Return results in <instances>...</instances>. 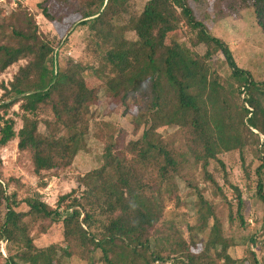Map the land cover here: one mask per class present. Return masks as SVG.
I'll return each instance as SVG.
<instances>
[{"label":"trees","instance_id":"obj_1","mask_svg":"<svg viewBox=\"0 0 264 264\" xmlns=\"http://www.w3.org/2000/svg\"><path fill=\"white\" fill-rule=\"evenodd\" d=\"M64 1L77 21L62 39L39 38L34 19L20 8L0 25L8 40L0 45V73L27 60L7 86L1 85L0 150L17 140L18 152L29 155L43 182L45 175L70 170L88 155L89 141L100 142L98 134L110 140L100 142L97 167L77 179L80 196L63 195L54 208L36 192L20 200L11 187L19 182L6 181L0 166V242H6L8 253L0 254L2 263L66 264L77 248L84 264H264L252 248L245 258H232L236 244L227 237L220 210H226L229 231L235 223V229H247L242 193L229 182L220 159L238 153L249 190L252 160L257 162L253 189L264 224V78L239 68L229 46L202 21L209 9L218 17L250 9L264 34V0H147L139 13L131 0ZM46 5L43 0L38 6L42 16L64 24L66 16ZM109 6L118 13L99 24ZM76 27L88 30L100 58L96 67L65 56V64L59 62L58 50ZM220 60L227 74H220ZM102 93L110 113L121 110L137 122L139 135L130 138L124 128L95 120L92 110ZM15 106L21 113L17 131L8 118ZM188 168L194 183L183 176ZM217 175L231 189L234 205ZM181 184L191 193L185 200ZM209 191L220 201L209 198ZM190 203L192 216L180 214ZM27 219L41 235L59 226L63 247H38ZM214 230L219 235L213 240L202 239ZM255 237L249 238L252 247Z\"/></svg>","mask_w":264,"mask_h":264},{"label":"rangeland","instance_id":"obj_2","mask_svg":"<svg viewBox=\"0 0 264 264\" xmlns=\"http://www.w3.org/2000/svg\"><path fill=\"white\" fill-rule=\"evenodd\" d=\"M131 1H133L131 2V5L135 8V11L139 13L147 0ZM42 2L43 0H0V25L5 20H8L11 14L15 13L20 8L34 19L38 27L39 38L40 36L42 38L48 36V39L50 40H59L64 38L63 36L66 34L69 26L75 24L77 21L76 16L71 13L73 7L66 4L64 0L61 2H59V0H47L46 6H55L58 10H60V14H64L66 16L63 22L64 24L54 25L42 16L41 10L38 7ZM58 3L62 5V9H59ZM213 12V9H209L202 20L209 33L229 46L239 68L251 73L256 80H262L264 78V34L258 27L252 10L248 9L242 11L239 16L224 14L222 17H218ZM117 13V9L113 6H109L104 16L98 20L99 24H104L110 21ZM88 33L89 32L86 28L76 27V30H74L73 34L69 38L68 44L58 50L59 53L61 52L59 62L62 65L65 64V56L66 58L79 61L86 66H97L100 58L96 55L95 48L90 42ZM130 37L133 38L132 35H130ZM5 38L6 37L2 36L0 33V45L8 42ZM198 51L201 54L204 53L203 48ZM26 63L27 60H21L17 64L8 68L4 73H0V97L3 94L1 85L7 86V84L12 81V78L18 68L24 66ZM218 70L221 75L228 73L227 66L223 60H220ZM85 77L87 80H91L93 84H97L95 83V78L92 77L90 73H86ZM101 96L102 98L100 102L92 110V113L95 114V120L97 122L106 121L113 123L115 126L124 128V130H126L130 135V138L139 135L141 131L139 130L140 128L137 122L130 121L125 116H122L121 110H117L115 114L113 112L110 113V110L107 107V102L110 101L105 99L103 93ZM110 106L114 107V105ZM20 115L21 113L19 112L18 106H15L8 114V118L13 119L16 123V131L21 127V121L19 119ZM96 140L100 142L108 141L110 140V136L107 134H98L96 136ZM100 142L90 140V153L88 155L85 154L86 156L79 157L70 170L49 173L45 175L42 180L43 182H40L39 177L33 172V166L29 155L19 153L17 150V140H14L4 149L0 150V166L2 168L3 178L6 181L14 179L19 182V186L11 184V187L18 189L17 195L20 200L28 198L36 192L41 194L42 200L46 204L54 208L56 207L58 198L63 195L69 194L72 191H77V196H80V193L78 192H81L83 189L79 188L77 179L80 176H83L86 172L97 167L102 148V143ZM220 159L226 166L229 175V182L241 191L242 198L245 203L244 216L246 220L245 224L247 225V229L245 231L235 229L236 223L233 230L229 231L228 218L225 213L226 210L224 207H220V210L223 212V228L227 233V237L233 238L236 244V246L230 250V254L233 259L241 260L245 258L247 249L252 248L257 259H261L264 257V224L262 221L263 209L262 205L255 198V191L253 189L256 179L254 176V169L257 167V162L252 160L250 155L247 156V161L252 160L253 163L249 172V185L251 186V190H249L247 188L248 182L241 166L242 163L238 153L223 154L220 156ZM213 166L214 164H212V167ZM183 176L188 182H195L194 173L190 168L183 172ZM216 177L218 184L224 191L227 199L234 205L235 201L233 199L231 189L225 186L220 176L217 175ZM42 183L46 184L45 188L40 187ZM180 188L182 200H185L184 195L191 196V193L185 190L184 185L181 184ZM207 195L216 203L220 201L214 191H209ZM188 205L189 206L186 208L182 207L179 211L180 214L192 216L193 211L191 203ZM171 208L172 206L168 207L166 217L169 212H171ZM233 216H235V209L233 211ZM189 221L192 222V220ZM26 223L29 225V234L38 247L43 248L52 244H55L60 248L63 247L59 226L53 227L46 235H41L38 233L37 228L29 223L28 219L26 220ZM182 230L185 237H187L188 232L184 225L182 226ZM218 232H221V228H219ZM218 232H215L214 230L209 233V231H207L203 235L202 239L213 240L214 236ZM252 235H256L255 239L257 241L256 246L253 247L249 243V238ZM6 245L5 241L0 242V254H2L3 257L6 255L8 256V253L6 254ZM73 250L75 254L70 260H67L66 264H84V262L77 257L78 249L73 248ZM59 254H61V251H59ZM2 262L3 260L0 258V264H3Z\"/></svg>","mask_w":264,"mask_h":264}]
</instances>
